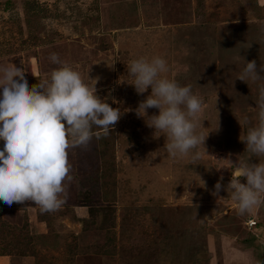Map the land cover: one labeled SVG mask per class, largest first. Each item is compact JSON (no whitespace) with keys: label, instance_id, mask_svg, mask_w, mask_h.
<instances>
[{"label":"rangeland","instance_id":"374dc122","mask_svg":"<svg viewBox=\"0 0 264 264\" xmlns=\"http://www.w3.org/2000/svg\"><path fill=\"white\" fill-rule=\"evenodd\" d=\"M83 192L115 218L87 240ZM261 239L264 0H0V264H264Z\"/></svg>","mask_w":264,"mask_h":264},{"label":"trees","instance_id":"16d2710c","mask_svg":"<svg viewBox=\"0 0 264 264\" xmlns=\"http://www.w3.org/2000/svg\"><path fill=\"white\" fill-rule=\"evenodd\" d=\"M129 127H127L126 129V133H125V136L126 138L124 139V143H131L133 142L135 147L136 148H139L141 146V143H140V139L141 137L135 132V134L131 135L130 136V130H128ZM196 145L194 143L190 144L189 145V151L192 152V153H195L196 151ZM102 155H105V153H100ZM193 160V159H192ZM197 170H195L194 172H196ZM230 174L232 175L233 177V174H234V171L233 169L230 170ZM234 178V177H233ZM239 179L241 178L238 177ZM237 178V179H238ZM81 206H84V208L87 209L88 211V218L87 219H80V221L82 222L83 226H82V230L83 232L80 234V236L82 237V240H87L88 239V234H87V230H88V227L93 225L95 223V219L96 217L101 214L102 215V219H101V222L99 224L100 228L99 230L100 231H103L105 228H107L108 226H113L115 225V218H110L109 216L113 214L114 212V209H109V208H96L94 207L92 204H91V201H90V197L88 195V192L86 194H84L83 192V200L82 201H78ZM112 213V214H110ZM109 214V215H108ZM109 217V218H108ZM113 217V216H112ZM33 221V219H32ZM32 221H27V225H28V228H33V223ZM34 254V253H33Z\"/></svg>","mask_w":264,"mask_h":264},{"label":"built area","instance_id":"2783aa9c","mask_svg":"<svg viewBox=\"0 0 264 264\" xmlns=\"http://www.w3.org/2000/svg\"><path fill=\"white\" fill-rule=\"evenodd\" d=\"M246 224L249 229H253L255 226H257V220L253 216H250L246 220Z\"/></svg>","mask_w":264,"mask_h":264},{"label":"crops","instance_id":"0c3cea01","mask_svg":"<svg viewBox=\"0 0 264 264\" xmlns=\"http://www.w3.org/2000/svg\"><path fill=\"white\" fill-rule=\"evenodd\" d=\"M83 209V208H82ZM264 239H261L260 240V242H261V244H263V246H264ZM26 254V253H25ZM35 254H33V256H34ZM18 258H22V260H21V264H23L24 262H25V259H26V257H27V255L25 256V255H23V256H21V257H19V256H17ZM1 258V257H0Z\"/></svg>","mask_w":264,"mask_h":264},{"label":"water","instance_id":"95a60500","mask_svg":"<svg viewBox=\"0 0 264 264\" xmlns=\"http://www.w3.org/2000/svg\"><path fill=\"white\" fill-rule=\"evenodd\" d=\"M242 171H243V170H242L240 167L236 168L235 171H234V175H235V177L238 176L239 173H243ZM263 242H264V241H263Z\"/></svg>","mask_w":264,"mask_h":264},{"label":"clouds","instance_id":"9594fccd","mask_svg":"<svg viewBox=\"0 0 264 264\" xmlns=\"http://www.w3.org/2000/svg\"><path fill=\"white\" fill-rule=\"evenodd\" d=\"M238 168V167H237Z\"/></svg>","mask_w":264,"mask_h":264}]
</instances>
